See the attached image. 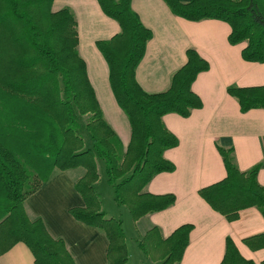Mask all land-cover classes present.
<instances>
[{"label": "trees", "instance_id": "1", "mask_svg": "<svg viewBox=\"0 0 264 264\" xmlns=\"http://www.w3.org/2000/svg\"><path fill=\"white\" fill-rule=\"evenodd\" d=\"M54 0H0V256L24 244L35 264H75L63 240L53 239L40 219L30 221L24 201L53 171L81 168L75 190L84 206L69 213L78 222L104 233L108 264H127L125 234L120 219L101 211L95 189L97 160L104 164L113 200L125 207L132 221L166 210L173 195H150L144 187L157 174L174 171L164 151L178 145L162 117L186 118L202 102L191 90L208 63L193 49L186 63L160 94H147L135 71L144 57L151 32L131 9V0H96L101 11L116 21L120 32L96 48L108 66L110 89L130 125L125 148L104 121L77 52L78 34L72 14L53 11ZM170 12L192 22L218 20L230 26L228 42H246L241 57L264 63V0H163ZM242 113L264 110V86L229 87ZM82 124L80 118H85ZM83 125L90 140L86 147L79 133ZM226 171L220 182L199 190V196L229 222L238 213L256 207L264 218V188L257 183L258 166L246 173L234 164L232 150L218 148ZM191 225L178 227L162 239L156 227L138 242L141 253L157 264H178L189 241ZM252 250L264 248V234L244 241ZM220 264H255L244 259L230 238L225 240ZM260 264H264V261Z\"/></svg>", "mask_w": 264, "mask_h": 264}, {"label": "crops", "instance_id": "2", "mask_svg": "<svg viewBox=\"0 0 264 264\" xmlns=\"http://www.w3.org/2000/svg\"><path fill=\"white\" fill-rule=\"evenodd\" d=\"M52 8L66 9L74 17L78 55L85 62L103 119L125 150L130 125L116 104L108 66L96 48V42L108 41L120 32L118 23L103 14L96 0H54ZM131 9L152 34L135 71V79L145 93L160 94L169 89L172 76L186 63L188 49L195 50L209 65L191 85L202 107L192 110L186 118L176 114L162 117L166 130L178 140L175 148L163 153V158L174 165V171L155 175L143 192L173 195L175 202L166 210L132 221L134 244L138 248V242L153 227L166 239L178 227L191 225L188 245L178 264H220L226 238L234 242L244 259L262 263L264 248L252 250L244 242L264 234L261 212L256 207L247 208L238 213L237 220L229 222L213 211L198 192L226 176L218 148L232 150L234 164L242 173L258 166L257 183L264 188V110L242 113L237 100L227 93L229 87L264 86V63L242 59L246 42L230 45L231 29L225 22L185 20L173 15L163 0H131ZM83 174L81 168L53 171L49 180L26 198L24 209L31 221L43 222L53 239L63 240L75 264H108L104 233L76 221L69 213L72 208L84 206L74 188ZM0 264L35 263L29 249L18 243L0 256Z\"/></svg>", "mask_w": 264, "mask_h": 264}, {"label": "rangeland", "instance_id": "3", "mask_svg": "<svg viewBox=\"0 0 264 264\" xmlns=\"http://www.w3.org/2000/svg\"><path fill=\"white\" fill-rule=\"evenodd\" d=\"M85 121H86V117L80 118V122H82V124ZM79 133L85 142V146L89 147L90 140L83 125H81V129L79 130ZM96 162H97V171L99 172L98 176L100 175V177L96 182L95 189L100 197V206L102 211H104L108 215V218L113 217V219H120L122 221L123 231L125 232L124 234H126L127 236V238H125V244L128 254L127 264H152L151 260L145 257L141 253V251L137 248V246L134 244L135 241H133L134 233L132 228L131 216L127 212V209H125L124 207H121L122 210L119 209V206L114 202L112 188L109 186L106 180L104 164L100 160H97Z\"/></svg>", "mask_w": 264, "mask_h": 264}]
</instances>
